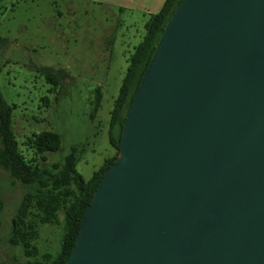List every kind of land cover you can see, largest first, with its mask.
<instances>
[{
	"label": "water",
	"instance_id": "95a60500",
	"mask_svg": "<svg viewBox=\"0 0 264 264\" xmlns=\"http://www.w3.org/2000/svg\"><path fill=\"white\" fill-rule=\"evenodd\" d=\"M63 264H264V0H180Z\"/></svg>",
	"mask_w": 264,
	"mask_h": 264
},
{
	"label": "rangeland",
	"instance_id": "374dc122",
	"mask_svg": "<svg viewBox=\"0 0 264 264\" xmlns=\"http://www.w3.org/2000/svg\"><path fill=\"white\" fill-rule=\"evenodd\" d=\"M147 19L85 0H0V95L9 106L18 148L32 168L50 170L75 147V170L87 181L118 155L107 137L109 112ZM42 130L58 134L57 150L35 152L32 141ZM33 188L0 166V264L59 250L63 210L38 222L49 201L46 194L39 198L41 206L34 197L26 216L27 224H36L30 241L35 256L9 242L11 219Z\"/></svg>",
	"mask_w": 264,
	"mask_h": 264
},
{
	"label": "trees",
	"instance_id": "16d2710c",
	"mask_svg": "<svg viewBox=\"0 0 264 264\" xmlns=\"http://www.w3.org/2000/svg\"><path fill=\"white\" fill-rule=\"evenodd\" d=\"M180 0H164L160 9L148 16L144 24L142 40L135 46L128 59V65L109 112L107 137L109 143L118 150L119 136L125 114L131 98L144 69L152 56L160 33ZM49 79H52L49 77ZM53 81V80H52ZM54 82V81H53ZM100 93H96L95 105L99 104ZM10 109L0 95V166L8 171L9 175L21 183L33 186V190L26 192L11 219V236L9 242L21 246L25 256L34 257L33 246L30 241L34 237L36 224H27L26 216L32 207V201L39 199L41 194L47 195L48 203L44 212L39 214L38 222L48 221V215L59 209L63 210L62 234L59 250L55 255L45 253L40 259L25 260L16 264H63L68 257L74 239L78 233L80 220L101 176L114 158L106 161L91 178L84 181L75 170L77 148L71 147L63 157L62 163H54L50 170L32 168L24 159L18 148L17 140L10 128ZM33 147L38 154L55 151L60 145L57 133L42 130L34 135ZM56 192V196L52 193ZM59 198V200H57ZM60 201V202H59ZM39 206L42 200L39 199ZM59 202V203H58Z\"/></svg>",
	"mask_w": 264,
	"mask_h": 264
},
{
	"label": "crops",
	"instance_id": "0c3cea01",
	"mask_svg": "<svg viewBox=\"0 0 264 264\" xmlns=\"http://www.w3.org/2000/svg\"><path fill=\"white\" fill-rule=\"evenodd\" d=\"M117 11L138 12L147 17L156 13L164 0H85Z\"/></svg>",
	"mask_w": 264,
	"mask_h": 264
}]
</instances>
